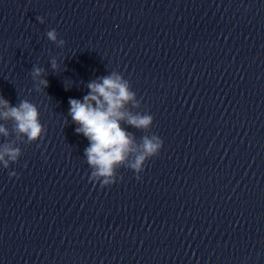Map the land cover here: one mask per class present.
I'll return each mask as SVG.
<instances>
[{"label": "clouds", "instance_id": "9594fccd", "mask_svg": "<svg viewBox=\"0 0 264 264\" xmlns=\"http://www.w3.org/2000/svg\"><path fill=\"white\" fill-rule=\"evenodd\" d=\"M37 20L41 24L45 22L44 17H37ZM46 37L58 48L66 44L54 28L46 32ZM50 66L53 72L59 71L57 57L51 58ZM47 75L45 68L33 65L31 77L37 92L45 91L49 86ZM87 88L89 91L82 99H69L68 115L77 125L75 132L89 141L84 150L91 168L89 182L99 184L102 189L111 187L123 179L118 175L120 168L132 170L135 178L141 180L145 165L159 156L164 144L160 136L149 134L154 117L148 112L132 111L141 107V101L132 90L130 81L117 71L88 82ZM125 125L146 134L137 140L135 133L128 131ZM45 134L40 111L34 103L23 99L12 106L0 96V137L4 138L0 143V166L8 169L17 163L23 155L19 144L35 143ZM13 136L14 139L10 138ZM9 176L19 178L15 171Z\"/></svg>", "mask_w": 264, "mask_h": 264}]
</instances>
